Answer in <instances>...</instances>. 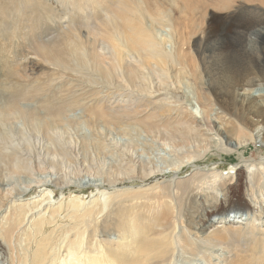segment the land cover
I'll return each instance as SVG.
<instances>
[{"label":"bare ground","instance_id":"1","mask_svg":"<svg viewBox=\"0 0 264 264\" xmlns=\"http://www.w3.org/2000/svg\"><path fill=\"white\" fill-rule=\"evenodd\" d=\"M169 1L171 8L176 7V0ZM253 1H236L238 5L229 19L238 23V14L246 12V3ZM0 2H22L19 13L21 8L32 15L41 11L46 19L60 12V32L55 41L51 40L52 45L39 36L41 25L33 24L28 32L19 17L13 22L22 25L27 40L39 32V40L29 43L35 56L48 65L49 71L61 73L54 75L56 85L73 86L75 93L79 92L76 97L54 93L45 96L38 85L22 86L17 81L11 85L15 87H7L6 93L4 90L0 94V214L10 203L17 208L5 225H0L1 240L9 243L15 225L24 224L32 210L53 200L46 193L33 207L16 205L34 188L48 191L54 186L65 190L71 185H83L104 189L90 210L83 208L85 202L80 196L52 209L55 218L64 209H72L76 215L72 217L73 226L62 230L56 243L44 235L52 220L34 222L27 236L30 253L25 252L27 256L18 263L200 264L197 261L201 260L205 264H264V209L247 206L238 189L227 187L228 180L222 179L219 171L202 173L197 166L211 152L229 161L238 159L245 163L247 181L243 189L257 204L264 203V157H246L252 146L260 148L258 154L264 151V16L247 20L241 27L245 43L254 39L260 44L259 54L254 59L247 57L245 70H235L230 80L223 82L219 73L211 70L210 56L204 57L199 51L194 64L189 63L184 28L169 10L156 3ZM46 2L58 3L51 6ZM260 3L264 5V0ZM184 8L192 11L189 2ZM3 12L0 7V14ZM198 26L191 21L193 31ZM0 29L5 32L2 26ZM199 32H203L204 45L215 30L208 25ZM91 70L94 73L90 74ZM14 71L4 79L14 78ZM95 75L103 80V87L89 91L87 85ZM188 78L195 85L199 114L177 87ZM98 88H104L107 96H102ZM129 88L133 91L123 95ZM27 100L33 103H23ZM75 109L80 110V115L72 114ZM164 110L166 113L159 115ZM16 120L17 126L13 124ZM114 127H118L121 137L108 139L104 131ZM154 142H162V147L171 145L169 150L180 158L179 162L155 164L146 154ZM79 148L87 155L80 156ZM191 166L198 168L189 179L178 181L177 175ZM82 173L95 178L88 183L78 180ZM166 174L175 178L168 183L155 182L148 190H117L123 184H143L153 176ZM218 188L229 197L230 205L216 206L207 216L222 225L196 231L192 227L194 218L186 214V208L192 206V194L208 192V201L217 198ZM79 212L82 213L77 215ZM237 214L241 216L237 218ZM1 240L0 262L7 264L3 258L8 255V246Z\"/></svg>","mask_w":264,"mask_h":264},{"label":"rangeland","instance_id":"2","mask_svg":"<svg viewBox=\"0 0 264 264\" xmlns=\"http://www.w3.org/2000/svg\"><path fill=\"white\" fill-rule=\"evenodd\" d=\"M236 1L241 2L243 0H176L175 2H173L175 3L176 7L171 8V5H169L171 1L169 0H139V2L156 3L159 6H161L164 10L166 9L169 10L168 13L171 14L172 17L184 28L187 39L185 52H187L188 54L189 63L192 65L194 64L197 52L199 51L203 53L204 57L206 55L210 56L208 59L209 60L208 63L209 66L211 67V70L219 73V77L223 82L229 81L233 72L244 71L247 65L246 58L251 57L252 59H254V57H256V55L259 54L260 52V44L254 39H252L250 43L247 41L245 43L246 35L243 33L242 31L243 28L241 27L245 25L247 20L250 21V19H257L263 17L264 5L260 3V0H255L251 3H246L247 4L246 12L239 13L238 23L236 22L234 24V22H232L229 19V17L231 16L230 13L234 11L235 7L238 5V2ZM187 2H189L192 5V11H188L184 8V4H186ZM21 3L22 2H0V7L4 9L3 14H0V25L2 26L3 29H5L4 33L0 29V73H1L0 87L3 85L5 88L4 89L3 86L0 88V92H1L0 94H2V92L4 93V90L6 93V90L9 89L14 82L18 81L19 83H22V86H26V84L30 85V83L32 84V86L38 85L41 89L44 90L45 96L47 94L54 93L52 94L54 96L71 95L72 97H76L77 94H79V92L75 93L76 87L66 85L61 88L60 86L56 85V81H54L55 78L54 75L56 73L58 74L61 73L57 71L54 72L49 71L47 69L48 65L47 67L43 65V62L40 61V59H38L35 56V51L33 50L32 46H30L29 44L31 43L33 45L39 40V37H37V35L40 32L39 36L40 35L44 36L45 43L47 45L48 44L52 45L51 40L55 41V37H57L60 32L59 23L61 22L60 18H62V15H60V12L57 11V9L55 10L58 12V15L55 14L53 16H50V18L48 19H46L47 16H45L41 11L34 12L36 15L35 14L32 15L29 10L24 11L21 8V11L19 13L17 10L19 9ZM46 3H48L51 6L52 5L56 6L58 2H46ZM22 16H26V17H22ZM39 16L43 17L42 19L43 21L39 20ZM16 17H19V19L21 20L20 22L23 21L25 25L28 28H30L28 29L25 27L28 32L31 31L33 24L35 26L41 25L42 29L39 30L36 36H33L29 40H27L24 37L25 33L23 31L22 25L21 24L17 25L13 22V20H16ZM194 20L199 24V26L197 27V29H195V31H193L194 28L191 27V21ZM65 22L67 23V20ZM66 23L64 25H66ZM208 25L213 26L215 32L207 44L201 45L202 42H206V41H202L203 32H199V31L205 30ZM43 26L46 27V29ZM48 28H51L52 32L50 31L48 32ZM30 36L31 35H29V37ZM45 37H49V38L46 39ZM172 51L173 48L169 47V52ZM70 64L73 65V63ZM10 70L11 71L15 70L14 72H16L17 74L15 75L14 78L7 79L6 77V79H4L5 76H9L8 74H10L11 72ZM92 71L93 70L90 71V74L94 73ZM18 75L19 77H17ZM88 77H90L89 73H88ZM12 79H14V81ZM5 81H7L8 84L10 85L7 86ZM2 82L5 83L1 84ZM10 82H12V84ZM90 83H88L87 85V90L89 91L92 90L93 88H97L96 86L103 87L104 84L103 80L99 78V75H95V77L91 78ZM15 86L16 85L11 87H15ZM177 87L181 88L180 94L182 96H185L188 100L192 101L191 103L193 104V106H191L192 108L191 107L190 108L193 109L194 107V112L199 114L201 112V108L199 104L196 102V99L194 100V97L196 98V96L194 94L195 85L193 81L190 80V78L184 79L181 83L177 85ZM2 88L3 90H1ZM104 90H105L104 88H98L97 91L99 92L103 91L104 93L101 92L100 94L106 97L107 92H105ZM131 91L133 90L129 88L128 93L126 91V93L125 94L123 93V95L129 94ZM109 92H112V88L109 89ZM122 99L125 98L122 97ZM31 101L27 100V101H23V103L25 104L33 103ZM79 111L80 110L75 109L72 112V114L76 116L80 115ZM165 113L166 111L164 110L163 112L161 111L159 115H164ZM17 123L18 120L13 121V124H15V126L19 125ZM117 128L118 127L109 128V129L106 128L104 131V133H106L105 136L108 137V139H118V137L121 136L120 133L117 132ZM141 142L143 141L141 140ZM161 144L162 142L160 143L154 142L153 145H151L152 147L150 146L148 148L147 146L148 148V153H146L147 157L150 158L157 165H162L165 160L172 163H178L179 162L178 160L180 158L175 156L169 150L171 145L165 146L163 144L162 147ZM139 147L143 148L142 145H140ZM259 149L260 148L258 146H252V149L248 151L249 153L247 152L246 157H248L249 159L259 158L261 157V155L262 157H264V151L258 154ZM77 150L80 156L87 155L83 151H81L80 148ZM138 151L139 153L142 152L141 149ZM89 153L92 152L88 151V154ZM237 160L238 159H233V161L232 160L229 161V159L226 156L220 157V155L211 152L205 157V159L200 161V163L197 165L199 168L194 166L184 168L182 172H180L179 175H177L178 176L177 180L184 181L189 179L195 168H198L199 171L202 173H208V174H211L214 171L215 172L219 171V173H222L223 176L222 179L226 181L228 180L227 187H230L231 189L235 188L236 190L238 189L242 200L247 206H249L252 209L254 208V209L263 210L264 203L257 204L256 201H254L248 196V193L245 191V189H243L244 188L243 184H245V182L247 181L246 180L247 177L244 169L245 163L243 165L241 162H238ZM168 171L169 170H167V172ZM172 175L173 174L170 175L166 174L164 176L163 175L153 176L147 179L146 182L143 184L138 182L132 184H123L122 186L118 187L117 190L120 189L124 191L148 190L151 186L155 184V182H159V183L161 182L166 183L167 181L171 182L175 178V177L173 178L174 175L173 176ZM232 177L233 179H231ZM77 178L78 180L80 179L81 181L88 183L95 177L86 173H82V175H80ZM43 190H44L43 187L34 188L29 194L25 196L24 199H22L21 202L16 203V205H23V207H33L35 204L38 203L37 201L41 200V197L46 193H48L47 196L51 198L53 197V200L51 201L46 200V202L41 204L40 208L32 210L28 215L24 224H21L20 226L17 227L16 225L14 226L15 231L9 243L2 241L1 239L3 238L0 237V240L2 242L7 243L8 246V252H7L8 255H6L3 258L4 260H6L7 264H12L13 262L14 264H21L20 262L18 263V259L23 260L25 256H27V253L25 252L31 249L27 241V236L31 233L34 222H41L42 220H47V221L52 220L53 224L47 225V227L45 228L44 235L51 237V239H53L52 243H56V240L59 239L61 231L67 229L69 226L70 227L73 226V224L75 223L74 222L75 218L73 219L72 217L76 215H73L72 209H64V211L57 218H55L52 217V212H51L52 209L59 207L60 204L67 205L72 200L82 197L80 199L83 202H85L82 203L83 208L86 210L87 209L90 210V208L94 205V202L97 200L100 194L99 191H104L102 187H94V186L84 187L83 185L80 187H78V185H71L67 187L65 190H61V188L51 186V188L48 191H43ZM108 191H112V190L109 189ZM53 192L55 193L54 196L51 195ZM217 192H218L217 198L212 200L211 198H209L208 201L205 199V195L208 192L206 193L203 192L201 194L200 193L198 194L197 192L196 195H194L195 193L192 194V198H193L192 199L193 202H191L192 206L186 208L187 209L186 214H189L190 217L194 218L195 222H193L192 227L196 231H200L201 229H207L209 227L211 228L220 227L222 225L220 224L219 220L214 219L212 217L209 219V217L207 216L208 213L211 210H213V208H215L216 206L220 207L222 205H225L226 207H228L230 205L229 197L221 193L219 188ZM13 207H14L13 204L10 203L5 207L4 211L1 212L0 225L1 224L5 225V221L10 219V213L13 211V209L17 210V208H13ZM66 208H68V206H66ZM82 212H79L77 215H80ZM233 214L234 213H232V215ZM235 216H237L238 218L241 216V214H237ZM3 228H5V226ZM57 244L59 245L60 242H58ZM29 253L28 256H30ZM197 262H199L200 264H205L201 260H198ZM0 264H4V262L1 261ZM27 264L30 263L28 262Z\"/></svg>","mask_w":264,"mask_h":264}]
</instances>
